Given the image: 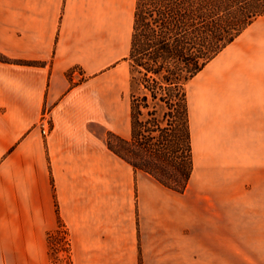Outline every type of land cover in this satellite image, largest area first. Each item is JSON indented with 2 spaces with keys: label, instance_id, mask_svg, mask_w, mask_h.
Masks as SVG:
<instances>
[{
  "label": "crops",
  "instance_id": "obj_1",
  "mask_svg": "<svg viewBox=\"0 0 264 264\" xmlns=\"http://www.w3.org/2000/svg\"><path fill=\"white\" fill-rule=\"evenodd\" d=\"M134 5L0 0V264H50L58 220L73 264H187L202 248L264 264V37L241 34L192 79L193 171L175 193L106 146L131 132Z\"/></svg>",
  "mask_w": 264,
  "mask_h": 264
},
{
  "label": "trees",
  "instance_id": "obj_2",
  "mask_svg": "<svg viewBox=\"0 0 264 264\" xmlns=\"http://www.w3.org/2000/svg\"><path fill=\"white\" fill-rule=\"evenodd\" d=\"M262 17L264 0H135L126 58L131 132L128 139L108 133V150L183 193L193 171L188 84ZM63 226L58 220L47 236L49 250Z\"/></svg>",
  "mask_w": 264,
  "mask_h": 264
},
{
  "label": "rangeland",
  "instance_id": "obj_3",
  "mask_svg": "<svg viewBox=\"0 0 264 264\" xmlns=\"http://www.w3.org/2000/svg\"><path fill=\"white\" fill-rule=\"evenodd\" d=\"M125 0H123V3ZM248 29V30H247ZM246 32L242 33L241 37H264V17L257 19L250 27H248ZM250 34V35H249ZM126 37V36H124ZM123 70L130 71V65L129 62H126L124 64H121L120 66ZM188 90V100H189V106L190 109L192 108L193 104V84L190 82L187 87ZM115 146L118 147L116 142H113ZM60 234H59V242L58 244H55V247L52 250H49L48 247V253H49V259L50 264H73L71 257H70V244H69V237L66 228L63 226V228H60ZM61 237V238H60ZM48 244V243H47ZM203 246H206L208 244L202 243ZM188 252V251H187ZM193 257L194 260H188L189 263L187 264H209V250L208 248H202L201 250H194L193 251Z\"/></svg>",
  "mask_w": 264,
  "mask_h": 264
},
{
  "label": "built area",
  "instance_id": "obj_4",
  "mask_svg": "<svg viewBox=\"0 0 264 264\" xmlns=\"http://www.w3.org/2000/svg\"><path fill=\"white\" fill-rule=\"evenodd\" d=\"M39 127L43 136H47L51 131V121L49 117L44 114L39 122Z\"/></svg>",
  "mask_w": 264,
  "mask_h": 264
},
{
  "label": "bare ground",
  "instance_id": "obj_5",
  "mask_svg": "<svg viewBox=\"0 0 264 264\" xmlns=\"http://www.w3.org/2000/svg\"><path fill=\"white\" fill-rule=\"evenodd\" d=\"M246 37H248V36L246 35Z\"/></svg>",
  "mask_w": 264,
  "mask_h": 264
}]
</instances>
